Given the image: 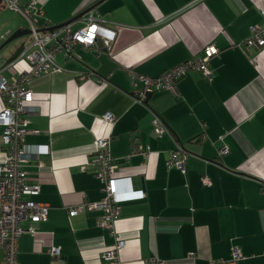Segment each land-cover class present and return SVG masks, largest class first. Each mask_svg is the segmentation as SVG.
Here are the masks:
<instances>
[{"label": "crops", "instance_id": "obj_1", "mask_svg": "<svg viewBox=\"0 0 264 264\" xmlns=\"http://www.w3.org/2000/svg\"><path fill=\"white\" fill-rule=\"evenodd\" d=\"M16 1L35 2L39 29L68 21L79 29L91 15L116 30L109 50L76 45L71 57L56 55L60 71L29 83L35 111L26 115L24 140L43 152L41 167L36 161L22 167L29 183L39 185L26 199L48 205V214L20 223L26 231L17 243L19 264H108L103 254L116 237L124 241L119 264H221L234 249L237 264H264V46H239L250 27L264 28V0ZM0 6L1 43L27 25L5 0ZM209 44L218 49L208 63L210 80L188 73L176 82V94L157 91L148 105L135 100L141 85L131 71L157 76ZM24 49L0 76L11 80L29 69ZM106 112L114 122L101 118ZM155 116L167 134L153 133ZM1 132L2 125L0 164ZM101 137H110L109 157L129 177L120 186L144 192L120 203L116 237L94 206L104 197L93 144ZM177 143L189 153L184 171L166 165ZM137 147L149 150L146 157ZM222 147L228 152L220 156ZM53 246L59 258L47 253Z\"/></svg>", "mask_w": 264, "mask_h": 264}, {"label": "built area", "instance_id": "obj_2", "mask_svg": "<svg viewBox=\"0 0 264 264\" xmlns=\"http://www.w3.org/2000/svg\"><path fill=\"white\" fill-rule=\"evenodd\" d=\"M5 2L9 10L23 16L27 28L31 31L29 41L24 44L25 49L29 51L23 52L29 69L11 80L0 76V96L4 99V107L0 111L1 149L4 153V161L0 164V249L2 250V264H19L17 243L20 235L26 231L21 228L20 223L25 220L30 223L44 221L48 214V205L26 199V196L38 194L39 185L29 183L22 167L31 161H36L37 165L41 167L39 155L43 152L40 146L28 144L24 140L25 135L29 132L26 115L35 111L34 96L29 88V83L34 77L41 74L60 71L61 68L56 63V55L61 53L64 57L69 58L76 45L93 48L96 45V40L100 39L104 47L109 50L116 38V30L105 26L90 15L84 26L79 29H71L66 24L50 32H41L38 28L37 17L42 15V11L35 7L34 1H30L23 7L16 0H5ZM239 46L241 49L263 47L264 28L250 27V35ZM217 53L218 49L215 45H206L198 55L164 70L154 77L131 71L135 82L141 85L135 100L142 104L146 94L161 90H168L176 94V82L188 73L196 72L210 80L213 73L208 63L210 58ZM101 118L110 123L115 120L113 114L109 112L104 113ZM152 125L153 133L156 136H162L169 132L168 127L157 116L153 118ZM30 132L38 133L39 131L32 130ZM109 143L110 137H101L93 142L96 153L95 161L99 166L97 177L103 184L104 194L102 200L94 206L103 211L102 224L109 228L110 233L116 237L114 221L119 214L120 203L143 198L144 192L135 191L131 187L123 189L120 186L123 183L127 184L129 177H122L118 174V164L111 161L109 157ZM134 150L139 153L142 149L137 147ZM148 151V149L141 151V154L146 157ZM227 152L226 147L219 149L220 156ZM188 155L189 153L177 143L175 149L169 153L167 167H175L184 171V161ZM203 180L208 183L206 177H203ZM83 206L69 209L68 215H77L84 209ZM27 231L33 233L34 229L29 227ZM123 246L124 241L116 237L114 245L104 252V260L108 264H119L118 253ZM47 253L51 258L56 259L59 258L60 250L53 246L47 249ZM240 256L239 251L234 249L231 258L228 261L221 260L220 263L237 264ZM187 257L194 258L195 253H189ZM155 264H165V262L155 261Z\"/></svg>", "mask_w": 264, "mask_h": 264}, {"label": "water", "instance_id": "obj_3", "mask_svg": "<svg viewBox=\"0 0 264 264\" xmlns=\"http://www.w3.org/2000/svg\"><path fill=\"white\" fill-rule=\"evenodd\" d=\"M1 8L2 7L0 6V9ZM1 21L2 20H0V30L2 29V25H3V22H1ZM68 22H64V23L58 24V25H52V26L46 27L44 29H39V31L50 32L56 28H59L63 25H66ZM30 34H31V31L27 27H21V28L16 29L15 31H13L6 39H4L0 43V71L7 69L9 66H11L14 62H16L19 59L20 53L23 50L24 44L26 42L25 39L26 38L28 39ZM13 44H14V46L11 47V49L9 50L10 46ZM95 44L98 46H102L103 42L99 39V40H96ZM5 51L7 53L5 55H3V53ZM153 94L154 93L146 94V97L143 100V104L148 105V101ZM135 96H137V94Z\"/></svg>", "mask_w": 264, "mask_h": 264}, {"label": "rangeland", "instance_id": "obj_4", "mask_svg": "<svg viewBox=\"0 0 264 264\" xmlns=\"http://www.w3.org/2000/svg\"><path fill=\"white\" fill-rule=\"evenodd\" d=\"M9 12H5V11H3V14H8ZM11 13H13V12H11ZM12 15V14H11ZM13 16H15V17H19V15L17 14V13H13ZM4 19V18H3ZM0 20H2V19H0ZM2 22V21H1ZM25 24L27 25V23L25 22Z\"/></svg>", "mask_w": 264, "mask_h": 264}]
</instances>
